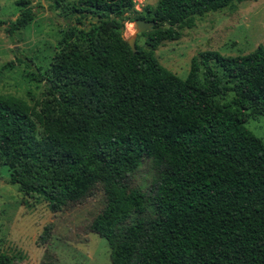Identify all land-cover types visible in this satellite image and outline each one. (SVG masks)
I'll return each instance as SVG.
<instances>
[{
  "label": "trees",
  "instance_id": "trees-1",
  "mask_svg": "<svg viewBox=\"0 0 264 264\" xmlns=\"http://www.w3.org/2000/svg\"><path fill=\"white\" fill-rule=\"evenodd\" d=\"M242 1L256 0H157L129 18L133 0H53L64 29L48 66L26 74L44 94L31 105L0 95L8 182L51 212L100 188L89 229L111 264H264V145L244 126L264 116V42L234 56L200 51L183 79L153 54L196 16ZM32 18L24 7L5 31ZM135 19L154 25L132 53L121 32ZM144 159L153 174L142 188L132 176Z\"/></svg>",
  "mask_w": 264,
  "mask_h": 264
},
{
  "label": "rangeland",
  "instance_id": "rangeland-1",
  "mask_svg": "<svg viewBox=\"0 0 264 264\" xmlns=\"http://www.w3.org/2000/svg\"><path fill=\"white\" fill-rule=\"evenodd\" d=\"M16 1L0 0L3 22L0 24V95L19 97L31 105L42 97L46 83L31 80L26 74L36 67L43 70L48 66L65 19L53 0H28L20 5ZM156 1L133 0L129 18L141 14L145 5H154ZM27 6L33 12L31 21L25 28L7 34V23ZM91 21L85 19L83 26L87 28ZM128 24L124 22L123 39L134 36L137 44L143 45L142 33L136 30L130 33ZM263 42L264 0L242 1L233 7L196 16L192 27L182 29L180 38L162 42L153 54L160 65L183 79L190 59L200 51L215 50L224 56H234L245 54ZM26 58H30V63ZM8 62L10 65H6ZM244 126L264 145V116L247 117ZM152 174L150 161L144 159L134 171L132 182L147 187ZM8 176L6 160L0 155V254L13 256L12 264H39L51 259L54 264H111L105 240L89 229L92 218L105 203L100 188L81 204L51 212L41 196L23 193L17 184L8 182ZM47 223L52 225L48 239L37 243Z\"/></svg>",
  "mask_w": 264,
  "mask_h": 264
},
{
  "label": "water",
  "instance_id": "water-1",
  "mask_svg": "<svg viewBox=\"0 0 264 264\" xmlns=\"http://www.w3.org/2000/svg\"><path fill=\"white\" fill-rule=\"evenodd\" d=\"M133 25L135 26V30L137 32L148 31L154 25V22L151 20H144V19H135L133 21ZM126 43L128 44L132 53L135 52V37L130 36L129 38L125 39Z\"/></svg>",
  "mask_w": 264,
  "mask_h": 264
},
{
  "label": "clouds",
  "instance_id": "clouds-1",
  "mask_svg": "<svg viewBox=\"0 0 264 264\" xmlns=\"http://www.w3.org/2000/svg\"><path fill=\"white\" fill-rule=\"evenodd\" d=\"M127 28H128V30H129L130 33L135 31V26L133 24H131V23H129L127 25Z\"/></svg>",
  "mask_w": 264,
  "mask_h": 264
}]
</instances>
